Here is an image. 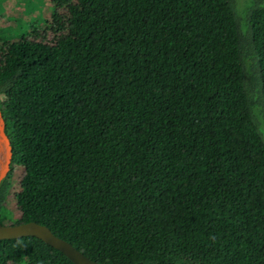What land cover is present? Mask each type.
Segmentation results:
<instances>
[{
	"label": "trees",
	"instance_id": "obj_1",
	"mask_svg": "<svg viewBox=\"0 0 264 264\" xmlns=\"http://www.w3.org/2000/svg\"><path fill=\"white\" fill-rule=\"evenodd\" d=\"M0 0V12L3 11ZM0 30L7 224L101 264H264V0H51ZM0 264H73L33 237Z\"/></svg>",
	"mask_w": 264,
	"mask_h": 264
},
{
	"label": "rangeland",
	"instance_id": "obj_2",
	"mask_svg": "<svg viewBox=\"0 0 264 264\" xmlns=\"http://www.w3.org/2000/svg\"><path fill=\"white\" fill-rule=\"evenodd\" d=\"M3 1V12L0 15V30H7L5 31L7 35H9V33L17 32L22 34L31 25H41L44 21V18H46V20L50 19L53 12L52 3L50 0H14L12 3H9L10 0ZM0 100L2 103L5 101L3 96L0 97ZM6 106L3 107V110L6 112V114H8ZM5 120H7L6 115ZM7 152L6 146L1 148L0 167L7 163ZM23 175V168L15 166L12 180V189L8 198L7 207L8 214L6 223L10 225L16 223L20 217V212L17 209L16 196L22 190L20 183Z\"/></svg>",
	"mask_w": 264,
	"mask_h": 264
},
{
	"label": "water",
	"instance_id": "obj_3",
	"mask_svg": "<svg viewBox=\"0 0 264 264\" xmlns=\"http://www.w3.org/2000/svg\"><path fill=\"white\" fill-rule=\"evenodd\" d=\"M6 120L0 108V150L7 148V163L0 167V184L9 174L13 160V151L10 138L6 132ZM23 237H33L43 241L46 245L63 253L73 264H101L93 261L83 252L76 249L70 242L54 234L45 225L36 222L21 223L16 225H2L0 223V241L17 240ZM136 264H143L142 262Z\"/></svg>",
	"mask_w": 264,
	"mask_h": 264
},
{
	"label": "flooded vegetation",
	"instance_id": "obj_4",
	"mask_svg": "<svg viewBox=\"0 0 264 264\" xmlns=\"http://www.w3.org/2000/svg\"><path fill=\"white\" fill-rule=\"evenodd\" d=\"M5 1H7V0H5ZM12 1H14V0H12ZM50 2H51V0H50ZM2 12H3V11L0 12V15H1ZM44 19L46 20V18H44ZM10 170H11V169H10Z\"/></svg>",
	"mask_w": 264,
	"mask_h": 264
},
{
	"label": "crops",
	"instance_id": "obj_5",
	"mask_svg": "<svg viewBox=\"0 0 264 264\" xmlns=\"http://www.w3.org/2000/svg\"><path fill=\"white\" fill-rule=\"evenodd\" d=\"M9 3H12V0H10Z\"/></svg>",
	"mask_w": 264,
	"mask_h": 264
}]
</instances>
